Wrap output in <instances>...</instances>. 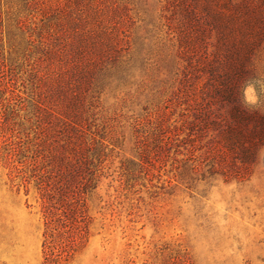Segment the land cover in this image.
Masks as SVG:
<instances>
[{
	"label": "rangeland",
	"instance_id": "374dc122",
	"mask_svg": "<svg viewBox=\"0 0 264 264\" xmlns=\"http://www.w3.org/2000/svg\"><path fill=\"white\" fill-rule=\"evenodd\" d=\"M29 1L0 0V264H264V160L224 181L175 151L177 87L196 57L170 33L172 0H116L130 16L131 69L90 111L87 168L75 178L90 180L79 186L68 136L39 120L33 67L49 27ZM254 72L264 76V50Z\"/></svg>",
	"mask_w": 264,
	"mask_h": 264
},
{
	"label": "trees",
	"instance_id": "16d2710c",
	"mask_svg": "<svg viewBox=\"0 0 264 264\" xmlns=\"http://www.w3.org/2000/svg\"><path fill=\"white\" fill-rule=\"evenodd\" d=\"M46 1L28 2L49 27L38 36L35 104L40 122L68 136L65 156L71 180L85 185L90 179H75L87 168V147L81 137L101 94L127 85L130 16L116 0H67L64 6ZM171 3L178 19L168 27L179 53L196 57L183 68L177 87L184 107L179 126H174L176 139L182 135L176 145L181 149L175 151L202 177L243 181L264 160V115L244 110L237 94L242 81L255 74L256 59L264 50V0ZM195 72L204 80H189ZM42 190L43 195L46 185ZM51 207L44 205L45 216L58 220Z\"/></svg>",
	"mask_w": 264,
	"mask_h": 264
},
{
	"label": "clouds",
	"instance_id": "9594fccd",
	"mask_svg": "<svg viewBox=\"0 0 264 264\" xmlns=\"http://www.w3.org/2000/svg\"><path fill=\"white\" fill-rule=\"evenodd\" d=\"M240 106L248 113L258 112L264 115V76L250 75L238 88Z\"/></svg>",
	"mask_w": 264,
	"mask_h": 264
}]
</instances>
